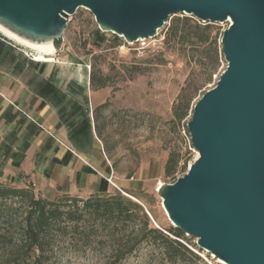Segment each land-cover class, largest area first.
I'll return each instance as SVG.
<instances>
[{
    "label": "water",
    "instance_id": "water-1",
    "mask_svg": "<svg viewBox=\"0 0 264 264\" xmlns=\"http://www.w3.org/2000/svg\"><path fill=\"white\" fill-rule=\"evenodd\" d=\"M81 8L128 43L157 37L178 14L230 22L221 39L228 67L187 125L199 157L166 186L162 208L220 264H264V0H0V24L54 44Z\"/></svg>",
    "mask_w": 264,
    "mask_h": 264
},
{
    "label": "rangeland",
    "instance_id": "rangeland-1",
    "mask_svg": "<svg viewBox=\"0 0 264 264\" xmlns=\"http://www.w3.org/2000/svg\"><path fill=\"white\" fill-rule=\"evenodd\" d=\"M184 17L192 18L172 16L157 37L135 43L102 32L87 9H79L68 19L63 38L52 44L53 53L49 56L53 62L43 63V67L69 97L67 106L74 103L80 107L79 124L86 119L91 123L92 131L76 141L75 151L79 164L92 167L95 175L76 183L70 172L65 181L54 187L35 184L37 196L54 200L68 193L88 198L93 185L103 179L109 193L143 196L141 202L151 211L155 227H173L162 208V193L167 185L184 177L199 157L187 125L196 103L216 86L215 77H221L228 67L221 39L231 25L211 24L214 31L208 44L174 45L168 42V32L175 19ZM0 36L6 37L2 33ZM5 39L19 48L15 41ZM70 89L77 94H70ZM180 100L182 106L190 104L183 121L174 115ZM171 152L180 153L182 162L174 177L166 178L163 169ZM30 183L34 185L28 179L2 184L24 187ZM188 239L197 242L193 237ZM199 255L205 263L220 264L211 254L202 251ZM103 262L66 255L58 264ZM126 264L158 263L141 255Z\"/></svg>",
    "mask_w": 264,
    "mask_h": 264
},
{
    "label": "trees",
    "instance_id": "trees-1",
    "mask_svg": "<svg viewBox=\"0 0 264 264\" xmlns=\"http://www.w3.org/2000/svg\"><path fill=\"white\" fill-rule=\"evenodd\" d=\"M213 31L209 23L178 18L170 27L168 42L208 44ZM181 104L180 100L174 107L179 121L190 111L189 103ZM81 124L83 134L92 130L88 119ZM181 162V154L171 152L165 177H174ZM102 182L101 194L88 198L64 194L54 200L37 196L32 185L0 184V264H58L66 255L100 259L103 264H126L141 255L158 264H208L183 231L154 226L151 211L141 202L143 196L109 193L107 181Z\"/></svg>",
    "mask_w": 264,
    "mask_h": 264
},
{
    "label": "crops",
    "instance_id": "crops-1",
    "mask_svg": "<svg viewBox=\"0 0 264 264\" xmlns=\"http://www.w3.org/2000/svg\"><path fill=\"white\" fill-rule=\"evenodd\" d=\"M44 68L0 36V184L28 179L33 188L54 187L66 173L72 172L76 183L95 175L92 167L79 164L75 151L76 141L92 130L81 132L80 107L67 106L69 97ZM102 181L93 185L92 195L104 191Z\"/></svg>",
    "mask_w": 264,
    "mask_h": 264
},
{
    "label": "bare ground",
    "instance_id": "bare-ground-1",
    "mask_svg": "<svg viewBox=\"0 0 264 264\" xmlns=\"http://www.w3.org/2000/svg\"><path fill=\"white\" fill-rule=\"evenodd\" d=\"M0 33L9 38L10 40L15 41L16 43L26 46L37 52V60L43 63L53 62V59L49 56L53 53L52 42H36L26 38H23L10 30L6 29L4 26L0 24Z\"/></svg>",
    "mask_w": 264,
    "mask_h": 264
},
{
    "label": "built area",
    "instance_id": "built-area-1",
    "mask_svg": "<svg viewBox=\"0 0 264 264\" xmlns=\"http://www.w3.org/2000/svg\"><path fill=\"white\" fill-rule=\"evenodd\" d=\"M228 23V22H227ZM4 36V35H3ZM5 38H7V37H5ZM8 39V38H7ZM10 40V39H9ZM141 41H144V40H141ZM14 42V41H13ZM140 42V41H139ZM16 43V42H15ZM17 44V46L19 47V49L25 54V56L27 57V58H29L30 60H32V61H35V62H39V63H43V62H40V61H38L37 60V57H36V55H37V53L34 51V50H32V49H30V48H28V47H26V46H23V45H20V44H18V43H16ZM220 78L221 77H219V78H217V77H215V83H218V81L220 80Z\"/></svg>",
    "mask_w": 264,
    "mask_h": 264
}]
</instances>
